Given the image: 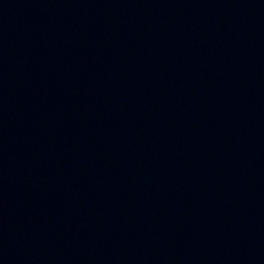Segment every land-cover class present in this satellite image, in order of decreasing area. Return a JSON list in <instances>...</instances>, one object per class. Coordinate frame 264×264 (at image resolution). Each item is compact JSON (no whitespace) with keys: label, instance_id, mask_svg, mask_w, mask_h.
I'll return each instance as SVG.
<instances>
[{"label":"water","instance_id":"obj_1","mask_svg":"<svg viewBox=\"0 0 264 264\" xmlns=\"http://www.w3.org/2000/svg\"><path fill=\"white\" fill-rule=\"evenodd\" d=\"M0 264H264V0H0Z\"/></svg>","mask_w":264,"mask_h":264}]
</instances>
